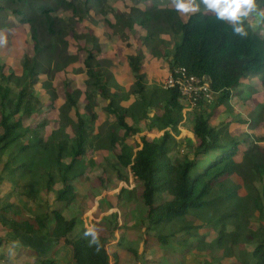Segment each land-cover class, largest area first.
<instances>
[{
    "label": "trees",
    "instance_id": "1",
    "mask_svg": "<svg viewBox=\"0 0 264 264\" xmlns=\"http://www.w3.org/2000/svg\"><path fill=\"white\" fill-rule=\"evenodd\" d=\"M110 1L120 0H0V30L28 26L34 48L33 59L24 63V78L15 76L14 72L6 74L5 66H0V166L4 164L5 172L12 173L8 178L0 175V190L6 186L12 190L13 176L20 171L29 173L26 165L11 167V162L4 160V156L13 147L19 146V151L23 154L34 153L36 148L50 147V144L44 143L39 136L40 129L46 125L45 122L35 128L25 124V116L30 117L34 113L39 101H30L36 98L30 94L24 79L40 74L57 75L83 64L89 77L87 91L83 94L88 100H92L95 95L92 92L98 91L103 99L108 100L106 110L116 121L114 124L104 122L97 127V142L93 139L92 130L98 125V117L92 112L90 105L80 104V110L82 109L88 117H78L77 136L70 152L71 162L66 165L63 163L64 143L59 145L57 150L55 162L61 173V188L57 193L56 202H66L65 206L69 208L77 201V192L72 180L84 172L80 170L75 176H71V173L79 160L84 159L89 145L98 150L108 149L116 152L118 162L112 165V169L117 174V181L128 182V172L131 171L133 180L144 185L141 196L147 208L149 225L146 234L143 232L142 236L147 237L158 231L156 240L170 252L177 247H195V244L199 248L208 235L195 244H190V241L197 237L198 232L204 231L208 223L217 229L221 223L234 220V215H239L240 186L230 179L222 180L220 187L216 184L224 177H231L236 173L237 159L241 157V153L247 152L248 155L253 150L243 151L239 146L240 142L223 138L221 128L214 124L216 120L212 119L211 115H204L205 109L211 107L214 101L206 102L203 99L199 100L191 111L195 113L193 136L178 138L177 133L185 119L181 94L177 89L165 91L160 87L148 88L141 69L143 56L140 54L128 59V68L136 77L131 92L140 98L134 106L121 105L122 99H127V96L125 93L120 94L122 88L119 87L116 89L118 91L112 92V85H118L115 84V76L110 72L102 76L98 72V68L106 67L102 64L104 61L97 59L96 55L101 53L99 46L90 52L87 49L88 53L82 60L77 53L79 45L70 40H79L81 37L86 39V35H76L77 26L90 19L94 10L107 15ZM147 1L149 0H141L143 6H134L129 14L130 20L120 21L119 25L140 27L141 34H146V45L153 47V55L157 53L156 56L167 60L170 71L183 67L191 75L206 78L212 92L219 95L220 103L229 102L234 97L232 91L240 88L244 80L264 72V38L248 27V24L245 23L248 36L242 38L233 33L229 24L218 20L211 13L200 10L184 21L175 9L159 8L156 4H147ZM152 1L155 3L158 0ZM164 35L180 37L169 59L158 51V46L166 43ZM94 40L97 42L98 39ZM12 80L20 87L15 97L12 96L10 86ZM83 94L79 90H68L65 96L67 108L61 110V115L67 116L71 110H78V99ZM51 99L50 107L53 108L57 95L52 93ZM158 108H162L161 115L155 114V109ZM128 118L132 119V124L127 122ZM142 121L145 131L162 134L152 140L142 137V145L139 147L135 136L142 131ZM66 125L63 124L59 134H64ZM27 135L33 140L32 144L24 142ZM134 145L139 147L136 151ZM175 146L182 158H173L171 155ZM260 151L258 148L256 155L262 156L263 152L259 153ZM35 156L43 159L45 152L36 151ZM210 156L213 157L212 160H208ZM203 162L205 166L201 168ZM256 169L259 176H263L264 163H257ZM54 182L53 175H50L47 180L49 190H52ZM247 187L251 200L246 203V210L258 208L263 211L261 196L259 193L252 194L249 184ZM135 189L120 188L118 194L114 195L113 200L105 207V212L117 208L118 203L126 198V194L132 196L128 202L137 199ZM13 195L11 193L5 198L8 202L1 208L2 211L17 209L16 200L11 201ZM167 195L172 198L171 201L165 200ZM225 199L228 205L224 204ZM231 205L236 208L230 210L228 206ZM191 213L201 220V225L188 221ZM1 223L5 226L4 222L0 221ZM169 224L176 225L164 235L163 229L159 228ZM76 226L77 220L66 219L59 209L37 215L35 222L14 221L13 229L2 230L0 225V260L7 256L3 251L8 246V237L16 232L28 237L48 234L55 241V250L53 249L51 255L36 264H57L58 251L62 248L72 249L75 264H120L115 248L108 250L106 237L98 235V244L90 245L91 237L85 236L88 228L77 231ZM220 233L216 244L223 250L226 249L223 244L227 238L236 241L239 237L237 233H228L225 227ZM234 247L235 245L230 247V250L233 251ZM251 257V264H264V243H260L252 251Z\"/></svg>",
    "mask_w": 264,
    "mask_h": 264
},
{
    "label": "rangeland",
    "instance_id": "2",
    "mask_svg": "<svg viewBox=\"0 0 264 264\" xmlns=\"http://www.w3.org/2000/svg\"><path fill=\"white\" fill-rule=\"evenodd\" d=\"M141 0H120L110 1L107 8V15H104L97 10H94L91 14L90 19L85 20L77 26V36L86 35L87 38L81 37L79 40L70 38V40L79 45L77 53L81 56L82 60L87 55L88 51H93L99 46L101 53L96 55L97 59L103 60L102 64L104 72L110 73L116 72L123 78V85H112V92L118 91L116 89L122 88V93H125L127 99H122L121 105L124 107H130L137 104L138 95H134L131 92V88L136 82V77L130 68H128V59L136 55L143 56V64L141 66L142 73L148 88L160 87L163 88L164 79L168 74L169 63L165 61L163 57H158L156 54L153 55L151 48L152 46L146 45L144 41L145 36L141 34V29L138 26L133 28L121 27L120 21L127 22L130 20L129 14L134 6L142 7ZM147 4H156L159 8H172L175 9L172 0H158L153 3L152 0L147 1ZM257 4L260 8H264V0H257ZM201 11H204L203 5H201ZM191 15V14H190ZM190 15H181L184 21H187ZM246 24L251 23L253 26L251 29L264 38V24H257L256 19L252 18L250 21H245ZM6 37V43H0V66H5L4 72L6 74L14 72L15 76L24 78V63L31 61L34 56L33 42L31 39V32L28 26H22L10 30H0V40ZM94 38H97L95 42ZM166 43L158 46V51L163 56H168L169 59L173 53L176 44L179 43V36H167L164 35ZM82 39H85L81 42ZM152 44V43H151ZM163 61V62H162ZM109 62V63H108ZM99 74L102 73L99 71ZM160 74V76H159ZM115 76V74H114ZM250 80L251 85H243L242 89H235L232 92V97L229 102L220 103L218 94L213 99V104L208 107L204 115L206 117L211 115L212 119L216 120L214 123L218 128H221L223 138L226 140H235L240 142L239 146L243 151L252 149L250 154L241 153V157L237 159L238 167L236 173L231 177H224L221 179L216 186L220 187L221 181L230 179L233 183L240 186L239 189V205L241 206L239 215H234V220L225 221L221 223L217 229H214L212 224L206 225L204 231L197 233V237L191 239L190 244H195L198 240H203L199 248L186 247L185 250H191L193 254L192 258L184 261H175L174 256H181L179 249L176 248V254H171L165 251V256L168 260V264H243L252 262V251L260 244L264 243V210L253 209L251 211L246 210V203L251 200L249 194L250 190L247 184L250 185L251 193H259L261 196L262 203L264 204V174L259 176L256 169L257 163H264V72L260 75L252 77ZM259 78V79H257ZM89 77L84 69L83 64H79L74 69H70L63 73L49 74L39 76H30L25 78L26 84L29 86L30 94H33L36 100L39 101V105L34 110V113L29 117L25 116V124L31 128L39 127L43 122L46 123L45 127L40 129V138L44 140V143H49L47 149H35L34 153L23 154L19 151V146L13 147L5 156V161L11 162V167H17L19 165H26L29 173L20 171L13 176L11 181L12 190L9 187H4L0 190V221L5 223V226L1 223L2 230L13 229L14 221H31L35 222L37 215L49 213L52 209H60L64 214L63 216L70 220H77V231H81L84 225L94 223L93 214H99L102 211L105 212V207L110 200H113V196L118 194L119 189L122 187L136 188L135 192L138 194L137 199L132 198L129 194H126V198L118 203L121 209L119 211H108L109 215L105 216L102 223H94V228L97 230L98 235L104 236L108 234L109 239L113 238V229L118 227L119 222H131V223H145L146 234L149 220L147 218V208L142 199V190L144 189L143 183L135 182L134 176L131 171L128 172L129 181L121 182L117 181V174L112 169V165L117 161L115 156L116 152L107 150H98L93 148L91 145L88 147V151L82 160H79L78 165L75 167L71 176L79 174L80 170L84 172L83 175L77 176L72 180V184L77 192V201L66 208V202H56L57 193L61 188L60 178L61 173L58 165H56V157L58 146L62 143L65 144V150L63 155V163L69 164L72 159L71 148L74 140L77 136V122L78 117L87 118L88 116L80 110V104L90 105L92 112L97 115L98 120L93 130V139L99 142L97 139L98 130L97 127L102 125L104 122L114 124L116 118L108 114L105 106L108 103L101 97L99 92H95L92 100H88L83 94L87 91V81ZM10 86L12 88V96L15 97L20 91V87L14 80L11 81ZM250 86V88H249ZM79 90L83 95L78 99V110H71L67 116L61 115V110L66 107L67 91ZM242 90V91H239ZM57 95L54 107L51 108L52 102L51 94ZM246 93V97H242ZM106 111V112H105ZM2 110L0 108V121H1ZM155 114L161 115L162 108L155 109ZM194 114L188 112L184 116V121L181 130L177 133L178 138L184 136H192V127L194 123ZM67 117V118H66ZM127 122L132 124V119L128 118ZM91 124V122H89ZM63 124H67L64 129V134L58 133L59 130L63 129ZM142 131L135 136L139 147L142 145V137H146L148 140H152L155 137H160L159 134L150 133L143 129L144 122L140 124ZM24 139L26 144H32L33 140L30 139L29 135ZM50 141V142H49ZM41 148L43 146H40ZM38 147V148H40ZM134 145L135 151L139 148ZM258 148L261 149L262 156L256 155ZM44 151L45 157L43 159L35 156L36 151ZM173 158H182V154L178 151L177 146L174 147L171 152ZM213 157H208V160H212ZM207 160V161H208ZM205 166L203 165L201 168ZM4 175L5 178L11 177V172L4 170V164L0 166V175ZM50 175H53L55 182L52 190L48 189L47 180ZM70 176V174H69ZM255 188L257 191H253ZM108 192L107 194H104ZM13 193L11 201L16 200L17 209L14 211L4 212L1 210L4 204L8 201L5 200L9 194ZM109 194V195H108ZM104 198L99 202L100 206L95 212H89L93 204L99 201V197ZM166 201H171L170 196H165ZM15 199V200H14ZM117 199V196H116ZM96 204V205H99ZM224 204L228 205V201L225 199ZM230 210H234L235 206H228ZM97 208V207H96ZM117 212L116 216L113 215ZM120 213V214H119ZM111 214V215H110ZM100 215V214H99ZM98 215V217H99ZM192 216L189 218L191 224L201 225V220L196 217L195 214L191 213ZM245 215V217H244ZM247 216V218H246ZM102 220V219H100ZM218 221V220H216ZM7 224V225H6ZM176 224H169L167 226H161L159 229H163L164 235L169 229L174 228ZM228 233H237L239 237L236 241L231 238H227L224 241L223 246L225 250L218 247L216 244L217 239L220 236V230L224 227ZM115 228V229H116ZM134 228V226H133ZM132 228V229H133ZM119 232L121 231L118 229ZM142 232V234H143ZM172 231H170L171 233ZM135 232L129 231V234ZM158 231H154L150 236H145L144 241L131 242L133 240L130 236L127 246L131 245L134 247V251L142 254L144 258H147V250L152 249V254L148 255L150 262L144 264H162L164 261H159L158 255L162 253L163 248L159 245L156 240ZM169 233V234H170ZM126 237V234H124ZM122 237V235H121ZM9 255L8 251L4 250V254L7 253L6 259L0 260V264H36L39 261L50 256L53 251L52 239L48 234L40 237H28L23 234L14 232L10 235L9 240ZM107 238V237H106ZM108 239V238H107ZM148 243V244H147ZM161 243V242H160ZM146 244V245H145ZM233 251L230 250V247ZM190 246V245H189ZM213 246V248H211ZM152 247V248H151ZM161 248V249H160ZM145 249L146 251H142ZM133 251V252H134ZM187 251V252H188ZM151 252V251H150ZM183 252V250H182ZM190 252V251H189ZM70 253V250L67 254ZM66 254V256H67ZM139 254V259H140ZM70 255V254H69ZM132 254L125 252L122 254L124 263L129 262V257ZM135 255H132V257ZM131 257V259H132ZM170 257V258H168ZM72 260L69 257L64 258L59 264H68L67 261ZM139 261V260H137ZM166 262V261H165ZM164 263V264H167ZM69 264H75L73 260Z\"/></svg>",
    "mask_w": 264,
    "mask_h": 264
},
{
    "label": "crops",
    "instance_id": "3",
    "mask_svg": "<svg viewBox=\"0 0 264 264\" xmlns=\"http://www.w3.org/2000/svg\"><path fill=\"white\" fill-rule=\"evenodd\" d=\"M103 61V60H102ZM163 62V61H162ZM103 67V66H102ZM106 68V67H105ZM104 68H98V72L100 71L101 73H102V76L106 73V72H108V71H106V72H104ZM169 70H168V74L166 75V78L168 77V75H169ZM115 74V84H118L119 86L120 85H123V78L121 77V75H119V74H117L116 72H114L113 73V75ZM101 75V74H100ZM159 76H160V74H159ZM165 78V79H166ZM164 79V80H165ZM251 79H253L252 77H250L249 79H246V80H244L243 81V85H251V82H250V80ZM257 79H259V78H257ZM242 85V86H243ZM241 86V87H242ZM238 89V88H237ZM239 89H242V88H239ZM239 91H242V90H239ZM246 93H244L243 94V96L242 97H246ZM138 97V96H137ZM106 106H107V104H106ZM106 106H105V108H106ZM106 112V111H105ZM162 134V133H161ZM161 134H159V136H161ZM192 136H193V134H192ZM192 136H189V137H192ZM108 192H106V193H104V194H107ZM109 195V194H108ZM100 199H99V201L97 200L96 201V199H95V203L93 204V206H92V208L89 210V212H95V210L96 209H98L99 208V206H100V204H99V202L104 198V196H100L99 197ZM111 201V200H110ZM110 201H109V203H110ZM108 203V204H109ZM96 204H99V205H96ZM107 204V205H108ZM106 205V206H107ZM105 206V207H106ZM97 207V208H96ZM105 207H103V208H105ZM70 208V207H69ZM59 209V208H58ZM106 209V208H105ZM53 210V209H52ZM60 210V209H59ZM119 211L120 213H121V209L119 208V207H117V208H111L109 211ZM61 211V210H60ZM117 212H115V214L113 213V215L114 216H116V218H115V220L117 221V219H121V218H117V214H116ZM119 213V214H120ZM63 214V213H62ZM100 214V215H99ZM99 214L97 213V214H93V218H94V221H96V222H94L95 224L96 223H102V221H104V218H105V216H107V215H109V212L107 211V212H103L102 213V211L101 212H99ZM64 215V214H63ZM98 215H99V217H98ZM111 215V214H110ZM100 219H102V220H100ZM94 223H91L92 225H91V227H94ZM116 223H118L117 225H118V227L115 229H113V238L112 239H109V237H108V234H106L105 235V237H107L108 238V243H107V247H108V250L109 251H112L114 248H115V250L117 251V255H118V258H119V262H120V264H144L145 262H150L149 261V259H147V258H150L148 255H150V254H152L153 252H152V249H150V250H147V258H144V256L142 255V254H140V253H138V252H136V250L134 251V247H132L131 245H128L127 246V244L126 243H128V241L127 240H129L130 241V237L133 239V240H131V242H134V243H136V242H139V241H143L144 243H145V241H144V238H145V236H142L143 234H142V232L145 230V228H143L144 227V225H145V223H137V224H135V223H131V222H119V220H118V222H116ZM133 226H134V228H133ZM90 226L89 225H87V226H85L84 225V228H89ZM133 228V229H132ZM118 229H120L121 231L119 232V230ZM129 231H133V232H135L134 234H129ZM98 234H100V233H98ZM124 234H126V237H125V235ZM121 235H122V237H121ZM130 236V237H129ZM10 237V236H9ZM9 237H8V239H9ZM51 238V237H50ZM52 239V238H51ZM9 241H14V240H9ZM148 244V243H147ZM146 245V244H145ZM160 245V244H159ZM52 246H53V249L55 250V241H53L52 240ZM161 246V245H160ZM162 247V246H161ZM152 248V247H151ZM163 248V247H162ZM178 249H179V254L181 255V256H174V260L175 261H184V259H185V257L186 256H188L187 257V259H190V258H192V256H193V254L191 253V251L189 252L188 250H185V248H181V247H177ZM52 249V250H53ZM161 249V248H160ZM4 250H6V251H8V255H9V251H10V247H9V242H8V246H7V248H5ZM70 250V255L69 254H67L68 253V251ZM176 250L177 249H174V251L173 252H170L169 250H167V249H164L163 248V251H162V253H160L159 255H158V257H159V261H164L162 264H164V263H167L168 262V260L166 259V258H163V256H165V251L166 252H168V253H171V254H176ZM182 250H183V252H182ZM129 252L130 254H132V255H135V257L133 256L132 257V255L131 256H128L129 257V262H128V260H127V262H125L124 263V259H123V257H122V254L123 253H125V252ZM134 251V252H133ZM142 251H146L145 249H143ZM151 251V252H150ZM188 251V252H187ZM150 253V254H149ZM66 254H67V256H66ZM139 254H140V259H139ZM51 255V254H50ZM8 257V256H7ZM68 258L69 257V259H71L72 258V260H73V255H72V249H70V248H62V249H60L59 251H58V255H57V258H59L58 259V262H57V264H59V262L61 261V260H63L64 258ZM131 257H132V259H131ZM194 257V256H193ZM168 258H170V257H168ZM6 259V258H5ZM3 260V259H2ZM72 260H69V261H67V263L69 262H71ZM137 260H139V261H137ZM166 261V262H165ZM68 263V264H69ZM168 264V263H167ZM178 264V263H177Z\"/></svg>",
    "mask_w": 264,
    "mask_h": 264
},
{
    "label": "clouds",
    "instance_id": "4",
    "mask_svg": "<svg viewBox=\"0 0 264 264\" xmlns=\"http://www.w3.org/2000/svg\"><path fill=\"white\" fill-rule=\"evenodd\" d=\"M172 4L181 15L196 14L203 5L205 13H211L218 20L229 24L233 33L242 38L248 36L245 21L255 18L258 25L264 24V8L258 6L257 0H172ZM252 26L251 23L248 24V27ZM6 42V37L0 40V43ZM85 236L91 237L90 245L98 244V232L94 227H89Z\"/></svg>",
    "mask_w": 264,
    "mask_h": 264
},
{
    "label": "built area",
    "instance_id": "5",
    "mask_svg": "<svg viewBox=\"0 0 264 264\" xmlns=\"http://www.w3.org/2000/svg\"><path fill=\"white\" fill-rule=\"evenodd\" d=\"M165 90L177 89L181 94V103L184 106V115L194 110L201 99L212 102L216 93L212 92L206 78L191 75L185 68L177 67L169 72L165 79Z\"/></svg>",
    "mask_w": 264,
    "mask_h": 264
}]
</instances>
